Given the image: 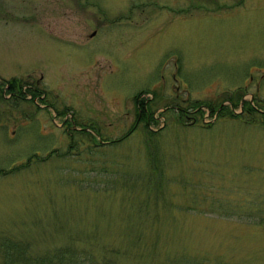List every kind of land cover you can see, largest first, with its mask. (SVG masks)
Wrapping results in <instances>:
<instances>
[{"label":"rangeland","instance_id":"rangeland-1","mask_svg":"<svg viewBox=\"0 0 264 264\" xmlns=\"http://www.w3.org/2000/svg\"><path fill=\"white\" fill-rule=\"evenodd\" d=\"M65 250L264 264V0H0V264Z\"/></svg>","mask_w":264,"mask_h":264},{"label":"trees","instance_id":"trees-1","mask_svg":"<svg viewBox=\"0 0 264 264\" xmlns=\"http://www.w3.org/2000/svg\"><path fill=\"white\" fill-rule=\"evenodd\" d=\"M10 85H11V89H15L16 90V93L19 95V96H24V87H23V82L21 80V78H18V77H14L12 79H10ZM36 93H34V96H35ZM144 103V102H142ZM198 105V104H196ZM142 106L144 107V105L142 104ZM213 107V106H211ZM197 109L195 110H198V109H202L201 105L199 104L197 107ZM224 108L223 106L221 107V109ZM253 106L250 105V107L248 108V110H252ZM213 110H214V107H213ZM223 110V109H222ZM181 114L184 113V111H180ZM17 248L13 249V250H16ZM12 255V254H10ZM21 259V257H19ZM18 258V259H19ZM26 260V259H25ZM29 259L26 260V262H28ZM32 261H30V263L28 264H31ZM86 261L82 260L81 259V254L78 252L76 253V251L74 250H65L63 252H61L60 254H58L57 258L56 256L54 257H49L48 259H37L36 263L34 264H86L85 263ZM11 264V263H9ZM90 264V263H89ZM106 264H109L108 261H106Z\"/></svg>","mask_w":264,"mask_h":264},{"label":"flooded vegetation","instance_id":"flooded-vegetation-1","mask_svg":"<svg viewBox=\"0 0 264 264\" xmlns=\"http://www.w3.org/2000/svg\"><path fill=\"white\" fill-rule=\"evenodd\" d=\"M10 83H8V85H9ZM11 87V85H9L8 86V89L10 90V92H12V93H14V94H17L16 93V90L13 88V89H11L10 88ZM18 95V94H17ZM19 96V95H18ZM138 104L140 105V107H139V112H138V114H137V119H136V122L138 121L139 122V120H142V119H144V118H146V119H148V120H150L151 118H152V116L150 115V112H149V110H148V103L147 102H144V103H140L139 101H138ZM142 104L144 105V107L142 106ZM183 115V114H182ZM184 115H186V116H190V114L188 113V110H186V113L184 114ZM180 117H181V115H180Z\"/></svg>","mask_w":264,"mask_h":264}]
</instances>
